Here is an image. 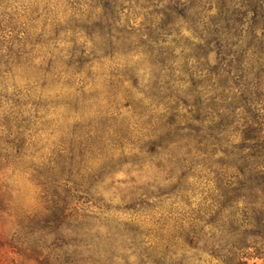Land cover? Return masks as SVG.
<instances>
[{"label": "trees", "instance_id": "1", "mask_svg": "<svg viewBox=\"0 0 264 264\" xmlns=\"http://www.w3.org/2000/svg\"><path fill=\"white\" fill-rule=\"evenodd\" d=\"M28 157L22 257L264 260V0H0V158Z\"/></svg>", "mask_w": 264, "mask_h": 264}, {"label": "rangeland", "instance_id": "2", "mask_svg": "<svg viewBox=\"0 0 264 264\" xmlns=\"http://www.w3.org/2000/svg\"><path fill=\"white\" fill-rule=\"evenodd\" d=\"M62 10L63 8L60 9V13ZM60 16L62 17V13ZM24 83L23 80L18 79L19 86H23ZM32 160L28 157L23 165H18L13 159L2 160L0 158V199L2 200H0V264H41L37 259L31 260L19 255L21 241L16 238L20 229L19 219L23 216L33 217L44 211L46 207L31 168L36 160ZM147 170V180H152L155 168H147ZM114 177L117 182H124L128 179L124 171L118 172ZM163 186L168 188L166 183ZM125 188L124 184L116 183L113 187L102 191V194L114 206L123 207L122 196L125 194ZM116 217L124 221L130 218L128 213L123 212L117 213ZM145 226L151 228L149 224ZM103 239L94 240L95 246L89 243L93 246L94 253L111 247L113 242ZM51 242L52 238L49 237L48 244ZM66 242L72 243L73 241L67 238ZM250 264H264V260H255Z\"/></svg>", "mask_w": 264, "mask_h": 264}]
</instances>
